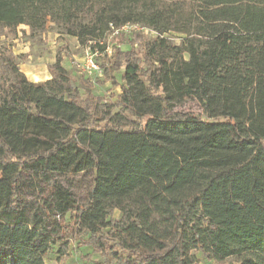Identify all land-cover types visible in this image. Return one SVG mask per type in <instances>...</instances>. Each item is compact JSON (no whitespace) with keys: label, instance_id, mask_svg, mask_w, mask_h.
<instances>
[{"label":"trees","instance_id":"obj_1","mask_svg":"<svg viewBox=\"0 0 264 264\" xmlns=\"http://www.w3.org/2000/svg\"><path fill=\"white\" fill-rule=\"evenodd\" d=\"M139 2L0 0L8 31L50 18L92 51L111 26L155 32L102 67L115 100L59 56L31 81L0 46V264H59L71 236L103 264H264V0ZM195 10L194 31L164 35ZM189 99L201 112L176 109ZM81 173L76 199L64 180Z\"/></svg>","mask_w":264,"mask_h":264},{"label":"rangeland","instance_id":"obj_2","mask_svg":"<svg viewBox=\"0 0 264 264\" xmlns=\"http://www.w3.org/2000/svg\"><path fill=\"white\" fill-rule=\"evenodd\" d=\"M169 2L182 1L186 4H191L193 8L200 5V0H167ZM124 5L133 3L136 9L139 5V0H123ZM202 5V4H201ZM128 6H125L124 11ZM135 18H139V14H131ZM198 12L191 14L187 20L186 32H177L170 30L164 33L172 42H180L187 33L194 31L193 20H196ZM80 20L87 22L88 18L84 14H80ZM134 21V20H133ZM129 24L126 28L121 29V34L115 32L109 33L105 37L106 49L102 52L98 51V55L94 58L97 65L102 68L111 59L116 48L122 50L127 49L136 42L135 35H144L146 37L154 36L155 32L147 27H142L143 22ZM68 26L53 22L47 18L44 26L40 30H31L29 26L20 24L14 31H8L0 25V46L4 49L12 51L18 59L19 68L27 77L46 80L50 77L48 65L52 64L56 57H60L61 65L67 70L71 80L79 85L82 89L89 88L93 96H102L106 100H115L116 95L121 91L119 84L113 85L111 80H106L102 73L89 72L85 68L78 67L83 64L85 50L89 43L81 42L75 36L66 33ZM186 56V54H185ZM38 80V81H40ZM176 109L187 110L191 109L197 113L201 109L197 102L193 99L186 100ZM64 184L71 190L76 199H81L84 196L86 187L89 184V173H81L70 176L64 180ZM38 194L36 192L25 195L26 199L33 201ZM119 212L115 211L114 216H118ZM78 238L70 237L71 249L68 255L62 257L59 264H103L104 258L97 254H92L91 258H87L86 254L90 249L84 246H77ZM53 263L54 259L48 260Z\"/></svg>","mask_w":264,"mask_h":264},{"label":"built area","instance_id":"obj_3","mask_svg":"<svg viewBox=\"0 0 264 264\" xmlns=\"http://www.w3.org/2000/svg\"><path fill=\"white\" fill-rule=\"evenodd\" d=\"M127 25H134V24L125 23L117 29H115L113 26H111V30L113 31V33L114 32L117 33L119 31H121V29L126 28ZM98 54H99L98 51H92L91 48L88 46L87 49L85 50V55L83 58V64H79L78 67H81V65H82V67L85 68L86 70H88L89 72L93 71L95 73H102V68H100L97 65V63L95 62V59H94Z\"/></svg>","mask_w":264,"mask_h":264},{"label":"crops","instance_id":"obj_4","mask_svg":"<svg viewBox=\"0 0 264 264\" xmlns=\"http://www.w3.org/2000/svg\"><path fill=\"white\" fill-rule=\"evenodd\" d=\"M29 80H31V81H38V80H40V79H33L32 77H27Z\"/></svg>","mask_w":264,"mask_h":264},{"label":"bare ground","instance_id":"obj_5","mask_svg":"<svg viewBox=\"0 0 264 264\" xmlns=\"http://www.w3.org/2000/svg\"><path fill=\"white\" fill-rule=\"evenodd\" d=\"M35 79H37V76H35Z\"/></svg>","mask_w":264,"mask_h":264}]
</instances>
